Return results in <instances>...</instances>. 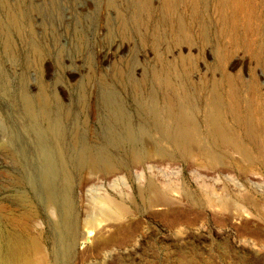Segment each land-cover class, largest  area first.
<instances>
[{
    "label": "rangeland",
    "instance_id": "1",
    "mask_svg": "<svg viewBox=\"0 0 264 264\" xmlns=\"http://www.w3.org/2000/svg\"><path fill=\"white\" fill-rule=\"evenodd\" d=\"M204 2L198 21L192 22L196 37L190 50L181 45L184 64L194 70L193 82L210 85L220 79L216 63L220 50L228 75L245 86L255 81V97L264 102L263 32L253 34L243 25L236 34L246 43H227L230 34H223L229 25L222 11L228 15L230 10L220 13L219 0ZM146 4L153 9L150 17L145 15ZM160 4V0H0V248L5 233L15 230L10 220L24 219L25 231L40 241L30 255L33 264H55L58 216L46 207L45 181L53 176L62 188L63 163L69 165L70 156L81 147L118 156L107 142L109 130L121 132L109 116L107 98L136 129L146 115L139 103L148 98L153 71L170 61L182 66L169 37L153 43L165 16ZM181 5L179 13L189 21V8ZM254 9L262 10L257 23L264 22V0H256ZM199 24L207 25L205 43L199 39ZM259 48L261 59L255 53ZM130 75L139 83L137 94L128 85ZM41 96L47 117L38 115ZM57 125L64 134L63 149L51 134ZM73 137L75 144L70 142ZM233 155L213 167L195 156L181 161L151 153L141 164L112 173L73 174L81 237L61 264H264V160L242 163L238 154ZM149 180L166 194L151 206L140 193ZM116 202L124 205V213L113 211Z\"/></svg>",
    "mask_w": 264,
    "mask_h": 264
},
{
    "label": "bare ground",
    "instance_id": "2",
    "mask_svg": "<svg viewBox=\"0 0 264 264\" xmlns=\"http://www.w3.org/2000/svg\"><path fill=\"white\" fill-rule=\"evenodd\" d=\"M219 1L220 13L223 12L222 16L229 25V32L226 31L223 34L224 37L227 36V33L230 34L228 35L230 36L228 39H231L227 43L230 42V44H233L231 41L236 44L245 42L240 41L236 34L237 29L243 27V25L248 32L256 35L261 32L264 34V22H262L263 25L262 23H257L258 21L260 22L257 17H259L262 10L260 13L258 11V13L255 12L254 2L256 0ZM160 2L161 9L165 15H161L162 17L164 16L161 27L165 26V29L162 30L159 25L156 27V35L152 39L153 43L157 44L161 39L169 37L177 47L179 57L182 59V66L181 68H177L173 66L174 64H170V61V63H166L160 70L153 71L152 87L148 98L146 102L143 101L144 104L139 103L145 109L144 112L146 115L142 118V123L136 129L132 127L129 119L121 110L116 111L119 107L114 104L115 101H110L107 98L108 101L105 102H107L110 109L112 108L111 115L109 116H112L115 124L121 128L120 135L114 130H109L107 142L109 145L116 147L119 153L118 156L110 154L103 149L94 150L81 147L75 154L70 156L69 165L63 163L62 177L64 183L63 186L61 185L62 188L57 185L55 177L52 178L53 176L45 181V190L42 192L46 200V207L55 210L58 216L55 239L57 247L55 264H61L62 260L65 261V258L71 257L74 251L73 249L81 237L78 218L73 203V174L80 177L89 170L112 173L123 168H129L131 165L141 164L143 161L150 159L151 153H155L159 157L171 160L178 159L181 161H187L195 156L206 161L208 165L213 167L217 164H223L227 158L231 157V154L236 156L238 154L240 159H242V163L243 160L252 162L253 164L254 160H264V102L258 101L255 97V81L251 84L247 82L248 86H245L244 83L239 84L235 80L237 78L234 77V79L229 76L224 63V54L218 49L219 51L217 50L218 52L215 51V53L217 52L216 63L221 71L220 79H215L210 85L206 82L204 84L202 81L203 83L201 82L197 86L195 85L196 82L194 83L191 78L193 68L189 67L190 65H186L185 57L182 56L183 49L181 45L186 44L190 50L191 42L196 37L192 22L198 21L201 11L200 7L205 5L204 3L206 2L204 0H160ZM181 4L189 8V21H186L179 13ZM224 8L230 10H228L229 12L227 11L229 13L228 15L225 14V10L221 12ZM257 10L260 9L257 7ZM152 13V7L146 4L145 15L150 17ZM12 17L15 18L14 16ZM133 18L135 17L133 16ZM16 22L18 21H15L17 25ZM120 22V26L124 27L125 22H123V19H120ZM206 27L207 25H201L199 27L198 34L202 43L208 41L209 38ZM248 45L249 43H247ZM33 47L34 52H37L39 55L34 45ZM259 49L255 53L261 59L262 49ZM184 61L186 62L185 64ZM241 80L243 79L241 78ZM127 81L132 91L137 94L139 83L135 80L134 76L130 75ZM108 96L114 100L112 94H108ZM38 101L39 105L37 104V107L40 109L38 115L43 114L45 116L47 114L45 112L47 103L43 96L39 97ZM34 116L32 118L37 117V115ZM49 124L51 123H48V127H50ZM51 128L52 133L49 132L53 134L54 140L62 148L64 134L58 125L57 127L53 126ZM156 135L158 136L157 139L155 138ZM76 138H72L70 141L71 144L77 142ZM58 145H56L57 148ZM125 145L127 146L126 149L123 148ZM121 148L122 151L120 150ZM58 149L60 150V147ZM239 157L238 160H240ZM140 193L142 201H145L144 203L149 206L159 203L166 196L165 192L158 189L150 180L146 183L145 188L140 190ZM186 196L190 199L188 195ZM193 200H196L194 196ZM113 206V211L119 213H124L126 210L124 205L120 203L113 204ZM102 209L103 211L105 210L104 208ZM107 213L108 211L104 212L106 215ZM101 214L103 215V212ZM89 215L91 217V214ZM92 217L94 220L97 218ZM10 221L15 230L5 233L4 244L0 248V264H33L30 255L39 249V239L25 231L24 219L13 218Z\"/></svg>",
    "mask_w": 264,
    "mask_h": 264
}]
</instances>
